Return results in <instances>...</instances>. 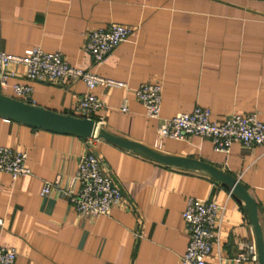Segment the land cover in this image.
Wrapping results in <instances>:
<instances>
[{"label": "crops", "instance_id": "obj_1", "mask_svg": "<svg viewBox=\"0 0 264 264\" xmlns=\"http://www.w3.org/2000/svg\"><path fill=\"white\" fill-rule=\"evenodd\" d=\"M125 24L129 39L102 64L85 50L91 30ZM40 46L61 51L71 66L122 81L127 87L98 85L104 108L88 118L109 132L163 154L200 159L238 178L255 199L264 234V146L233 142L228 154L209 138H159V120L138 100L142 83L162 84L161 117L208 108L211 120L259 113L264 121V0H0V47L21 55ZM13 85L33 87L32 104L76 113L88 88L80 79L30 80L26 67L12 64ZM127 104L128 111L122 106ZM0 145L28 152L31 173L13 180L0 171V244L15 248L19 264H184L189 230L183 217L190 197L225 207L208 264L236 262L248 245L258 254L256 233L244 202L205 171L169 165L106 139H83L30 127L0 117ZM96 152L123 198L109 215L76 211L68 191L83 155ZM47 195L46 182L55 183Z\"/></svg>", "mask_w": 264, "mask_h": 264}, {"label": "built area", "instance_id": "obj_2", "mask_svg": "<svg viewBox=\"0 0 264 264\" xmlns=\"http://www.w3.org/2000/svg\"><path fill=\"white\" fill-rule=\"evenodd\" d=\"M132 34L131 27L112 23L109 27L91 30L85 41L84 48L88 51L96 64L104 63L121 43L127 41ZM22 64L26 67V77L30 80L49 82H65L69 79L84 81L88 90L78 98L76 113L89 117L104 108V103L98 98L94 90L98 85L127 87L122 81L107 78L79 67L71 66L61 51L47 52L40 46L25 49L21 55L10 54L0 47V91L8 85V79L14 72L8 68L12 64ZM16 98L32 103L33 87L16 83L13 85ZM136 96L147 109L150 117L159 120L157 135L159 138L184 139L189 135H199L209 138L214 149L228 154L233 142L239 141L243 145L264 146V121L257 111L246 115L231 114L222 121L211 120V112L203 106H196L191 112H180L176 115L161 117L162 84L142 83L136 89ZM128 111L127 104L122 106ZM104 123L101 118L98 121ZM93 139L88 138L90 144ZM28 152L12 146L0 145V171L7 172L13 180L31 173L27 163ZM75 179L81 183L78 192H67L76 211L83 215L98 217L109 215L112 208L123 198L121 187L112 175L103 171L102 160L96 152L83 155L79 161ZM55 183H44L41 194L47 195ZM225 207L214 200L190 197L184 220L189 230V244L182 256L184 264H208V256L218 238ZM0 225L3 220L0 219ZM252 259L258 260L254 245H248L236 257V262ZM0 264H19L18 253L15 248L0 244Z\"/></svg>", "mask_w": 264, "mask_h": 264}, {"label": "water", "instance_id": "obj_3", "mask_svg": "<svg viewBox=\"0 0 264 264\" xmlns=\"http://www.w3.org/2000/svg\"><path fill=\"white\" fill-rule=\"evenodd\" d=\"M0 117L37 129L74 135L83 139L103 138L159 162L209 173L229 187L238 199L244 202L245 210L256 233L259 264H264V234L259 219L258 204L250 195L248 188L231 173L200 159L163 154L142 143L109 132L92 118L50 110L6 95L2 91H0Z\"/></svg>", "mask_w": 264, "mask_h": 264}]
</instances>
